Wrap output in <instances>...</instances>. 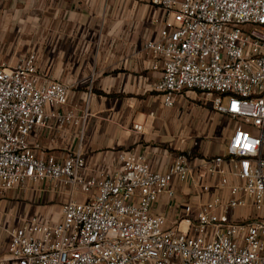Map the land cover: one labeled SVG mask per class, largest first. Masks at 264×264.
<instances>
[{"label": "built area", "instance_id": "built-area-1", "mask_svg": "<svg viewBox=\"0 0 264 264\" xmlns=\"http://www.w3.org/2000/svg\"><path fill=\"white\" fill-rule=\"evenodd\" d=\"M151 1L169 17L144 44L162 70L154 90L166 107L199 93L234 121L225 154L204 161L208 181L193 178L190 154L158 173L131 149L112 175L85 177L79 152L43 160L28 143L38 126L72 123L60 110L69 89L40 79L34 52L0 66V200L28 182L83 197L57 221L33 215L7 229L0 264H264V0ZM174 182L206 198L181 205L186 217L169 224L153 207L161 195L175 200Z\"/></svg>", "mask_w": 264, "mask_h": 264}, {"label": "crops", "instance_id": "crops-1", "mask_svg": "<svg viewBox=\"0 0 264 264\" xmlns=\"http://www.w3.org/2000/svg\"><path fill=\"white\" fill-rule=\"evenodd\" d=\"M167 19L151 0H0V66L13 67L34 52L40 79L69 89L60 110L72 115V123L60 129L50 121L28 136L39 158L62 161L79 152L85 160L82 174L100 177L116 171L124 150L143 154L158 173L186 153L193 178L209 180L204 161L225 154L235 123L195 92L164 106L154 90L162 70L151 68L157 60L144 44L158 39ZM173 187L175 200L161 195L153 207L169 224L186 217L181 205L206 198L188 184L174 182ZM70 199L83 197L46 182H28L6 193L0 200V242L6 241L7 229L30 216L57 221Z\"/></svg>", "mask_w": 264, "mask_h": 264}, {"label": "rangeland", "instance_id": "rangeland-1", "mask_svg": "<svg viewBox=\"0 0 264 264\" xmlns=\"http://www.w3.org/2000/svg\"><path fill=\"white\" fill-rule=\"evenodd\" d=\"M0 35H4L2 31H0ZM0 48H4V47H0ZM224 118H226V120H231V119H229V118H227V117H224ZM232 122H233V121H232ZM54 215L56 216V214H54ZM54 215H53V216H54ZM53 216L50 215V218H52ZM250 216H251V217H254V216H255V213H250ZM254 218H255V217H254ZM20 222H21V221H19V224H20Z\"/></svg>", "mask_w": 264, "mask_h": 264}]
</instances>
